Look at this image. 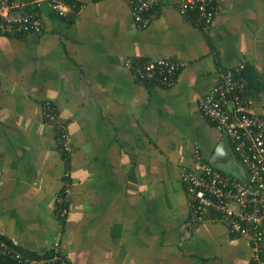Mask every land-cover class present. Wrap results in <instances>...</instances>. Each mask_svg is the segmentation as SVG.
<instances>
[{
  "label": "crops",
  "instance_id": "crops-1",
  "mask_svg": "<svg viewBox=\"0 0 264 264\" xmlns=\"http://www.w3.org/2000/svg\"><path fill=\"white\" fill-rule=\"evenodd\" d=\"M14 1L18 11L32 3ZM72 1L79 8L61 16L41 0L39 33H0V237L37 255L58 240L69 264H252L246 237L190 221L179 169L199 147L204 161L217 151L216 167L245 178L198 101L244 62L264 115V0H219L208 27L180 12L182 0H159L145 28L130 0ZM148 57L183 63L173 85L142 84L124 66ZM45 103L72 139L67 153ZM67 169L72 196L60 219Z\"/></svg>",
  "mask_w": 264,
  "mask_h": 264
},
{
  "label": "built area",
  "instance_id": "built-area-1",
  "mask_svg": "<svg viewBox=\"0 0 264 264\" xmlns=\"http://www.w3.org/2000/svg\"><path fill=\"white\" fill-rule=\"evenodd\" d=\"M131 15L140 28L149 25L157 14L159 0H130ZM219 0H182L179 10L183 14L195 13L197 20L208 27L215 16ZM56 14L64 16L71 6L58 0H47ZM31 12L18 11L23 4L14 0H0V32L26 35L42 31L41 0H32ZM73 7V6H72ZM125 68L142 84L170 87L183 66L181 61L169 57H148L125 60ZM242 62L222 71L213 88L198 101V108L216 130L227 137L237 160L245 170V178L224 172L201 158L199 147H194L192 163L179 169V178L186 192L189 219L193 222L219 221L235 235L246 237L251 245L252 264H264V115L253 110V96L244 77ZM46 122L56 127L57 146L62 153L71 150L72 139L49 103L43 106ZM63 183L55 195L58 218L69 211L72 186L71 173H62ZM60 242L51 246L53 256L47 259L23 257L20 252L0 241V251L20 263L68 264L59 252Z\"/></svg>",
  "mask_w": 264,
  "mask_h": 264
},
{
  "label": "trees",
  "instance_id": "trees-1",
  "mask_svg": "<svg viewBox=\"0 0 264 264\" xmlns=\"http://www.w3.org/2000/svg\"><path fill=\"white\" fill-rule=\"evenodd\" d=\"M68 2L71 3V5H73L74 9L77 10L79 8L78 3H76V2L74 3L72 0H68ZM33 10H34V6L32 4H28V5L25 6V10L24 11L31 12ZM17 36H22V35L20 34V35H17ZM1 240H4V239L0 237V241ZM4 241H6V243L9 244L8 245L9 247H11V248L14 247V246H12L10 244L9 241H7V240H4ZM15 248L16 247H14L13 249H15ZM15 250L20 252L23 257H30V258H34V259H47V258H50V257L53 256V251L52 250H49L47 253H45L43 255L32 254V253L26 252V251H24V250H22L20 248H16ZM0 264H26V263H20L15 258H13V257H11L9 255H6L5 253L0 251Z\"/></svg>",
  "mask_w": 264,
  "mask_h": 264
},
{
  "label": "water",
  "instance_id": "water-1",
  "mask_svg": "<svg viewBox=\"0 0 264 264\" xmlns=\"http://www.w3.org/2000/svg\"><path fill=\"white\" fill-rule=\"evenodd\" d=\"M227 145H228L227 137L224 136V138H223V144H222L223 149ZM215 153H216V155H214V156L216 157L218 153H217V151ZM215 157H213V160H211V163L214 164V165H216V162L214 161Z\"/></svg>",
  "mask_w": 264,
  "mask_h": 264
}]
</instances>
